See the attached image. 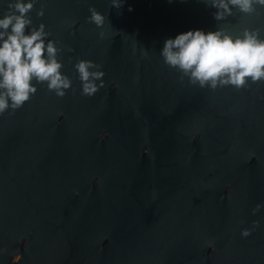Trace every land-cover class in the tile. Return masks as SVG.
<instances>
[{"label":"water","instance_id":"95a60500","mask_svg":"<svg viewBox=\"0 0 264 264\" xmlns=\"http://www.w3.org/2000/svg\"><path fill=\"white\" fill-rule=\"evenodd\" d=\"M254 7L217 21L204 0H36L72 86L36 84L0 115V264H264V82L201 88L160 55L197 29L264 37ZM81 59L105 73L91 97Z\"/></svg>","mask_w":264,"mask_h":264},{"label":"clouds","instance_id":"9594fccd","mask_svg":"<svg viewBox=\"0 0 264 264\" xmlns=\"http://www.w3.org/2000/svg\"><path fill=\"white\" fill-rule=\"evenodd\" d=\"M123 2L111 0L112 6L118 9ZM204 2L216 10L213 16L217 21H226L233 9L251 14L256 11L255 5L264 8V0ZM35 3L36 0H7V9L0 18V115L9 109L13 114L23 107L36 94V84L46 83L47 89L61 98L72 86V80L62 73L63 63L58 59L64 48L58 47L60 42L47 39L51 33L45 30L46 26L43 23L34 26L28 15ZM89 11L88 21L102 28L105 16L95 7H90ZM36 14L44 15L43 6ZM104 35L101 31L100 36ZM160 55L168 67L180 73L182 82L187 78L188 83L201 88L215 90L231 85L239 90L247 87L249 81L264 82V37L259 29L244 28L235 36L225 28L207 33L199 29L187 31L167 39ZM74 67L81 81V95L91 97L104 86L102 65L81 59ZM260 207L257 205L253 213ZM253 223L258 226V221ZM251 231L243 229L241 235L248 237Z\"/></svg>","mask_w":264,"mask_h":264}]
</instances>
